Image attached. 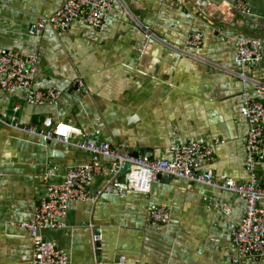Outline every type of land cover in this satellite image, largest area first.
<instances>
[{"label":"crops","instance_id":"crops-1","mask_svg":"<svg viewBox=\"0 0 264 264\" xmlns=\"http://www.w3.org/2000/svg\"><path fill=\"white\" fill-rule=\"evenodd\" d=\"M126 2L171 46L184 47L189 35L200 33V46L190 48L194 54L264 81V0ZM61 3L0 0V54L36 55L33 85L61 90L54 103L36 105L26 102V89L4 90L0 83V264H32L33 239L21 223L31 219L48 184L63 181L68 167L91 156L13 123L46 130L64 121L74 128L72 140L104 141L149 160L170 158L175 144L202 141L212 145L213 154L198 173L210 169L217 181L250 179L242 94L249 88L252 97L264 101V92L145 38L116 3L102 27L75 20L64 32L51 25L28 32L33 21ZM238 37L258 40L262 57L247 64L236 61ZM100 161V174L93 175L88 190L94 193L108 183L113 192L71 202L63 225L41 232L66 253L67 264H264V257L234 260L231 229L245 212L243 197L162 175L146 193L119 194L111 161ZM255 171L264 185V156L256 159ZM151 204L165 206L169 222L149 220Z\"/></svg>","mask_w":264,"mask_h":264},{"label":"built area","instance_id":"built-area-1","mask_svg":"<svg viewBox=\"0 0 264 264\" xmlns=\"http://www.w3.org/2000/svg\"><path fill=\"white\" fill-rule=\"evenodd\" d=\"M118 4L132 23L141 30L144 37L161 43L182 55L199 59L212 68L226 71L239 76L258 92H264V81L248 77L241 72L221 67L208 60L200 58L190 48H198L201 44L200 33L188 36L184 47L171 46L170 43L158 37L150 27L136 16L129 8L126 0H62L61 5L49 16L33 21L28 29L35 34L46 25H51L59 31H67L75 20H81L89 26L102 27L109 17L113 4ZM237 6L248 13V6L238 1ZM262 57L261 43L252 38L238 37L237 52L234 59L241 64L257 61ZM37 56L32 53L5 51L0 54L1 86L4 90L26 89L27 103L42 105L54 103L61 95V90L51 88H36L33 85L36 72ZM243 102L240 108L247 118L248 132L245 139L246 168L250 179L240 183L232 178L217 181L212 170L198 173L197 169L210 160L213 154L212 145L202 141L188 140L171 147L170 158L149 160L135 156L118 147H112L104 141L78 139L72 140L74 128L70 123L61 121L46 130H37L32 126H20L17 122L12 126L23 131L41 136L45 140H58L86 150L91 156L81 165L70 166L65 171L63 181L48 184L45 195L37 203L29 221L21 223L33 239L32 264H67L68 257L57 247L55 241L42 235L46 229H55L63 225L69 205L73 201L94 200L104 190L112 188L108 183L94 193L88 190V184L93 175L100 174L102 164L100 157H105L112 163V174L121 176V182L115 187L119 194L129 191L146 193L151 184L160 175L186 179L218 189L234 192L245 200V212L242 218L231 229V241L236 250L234 260L240 262L247 256L264 257V185L260 184L255 171L256 159L264 156V101L255 99L251 90H243ZM51 172L46 173V176ZM216 205V204H215ZM168 209L159 204H151L147 210V218L159 223L169 222Z\"/></svg>","mask_w":264,"mask_h":264},{"label":"water","instance_id":"water-1","mask_svg":"<svg viewBox=\"0 0 264 264\" xmlns=\"http://www.w3.org/2000/svg\"><path fill=\"white\" fill-rule=\"evenodd\" d=\"M160 176H161V175H160ZM162 176H163V175H162ZM120 179H121V176L118 175V176L115 178L114 182H115V183H118V182L120 181ZM112 190H113V189L109 188V189L106 190V193H111V192H113Z\"/></svg>","mask_w":264,"mask_h":264},{"label":"bare ground","instance_id":"bare-ground-1","mask_svg":"<svg viewBox=\"0 0 264 264\" xmlns=\"http://www.w3.org/2000/svg\"><path fill=\"white\" fill-rule=\"evenodd\" d=\"M255 99H257V98H255Z\"/></svg>","mask_w":264,"mask_h":264}]
</instances>
